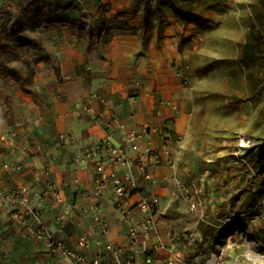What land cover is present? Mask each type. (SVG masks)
I'll return each instance as SVG.
<instances>
[{
	"label": "crops",
	"instance_id": "0c3cea01",
	"mask_svg": "<svg viewBox=\"0 0 264 264\" xmlns=\"http://www.w3.org/2000/svg\"><path fill=\"white\" fill-rule=\"evenodd\" d=\"M8 6L10 15L19 7ZM28 6L36 19L44 14L35 25L41 29L31 35L42 48H29L34 57L27 56L30 61L23 69L15 62L9 65L11 71L0 67V189L29 188L31 205L43 210L46 226L64 246L74 247L80 235L88 233L91 244L83 252L91 260L146 264L142 246L155 250L153 264H170L178 253L173 264L202 260L189 241L195 232L172 215L180 199L188 195L180 191V163L187 139L197 126L196 78L189 69L193 54L189 44L197 35L199 21L189 16L208 20L215 14L213 7L178 2L156 5L162 14L148 19L146 29L145 23L136 21L122 32L102 33L91 41L86 31L79 33L71 24L58 25L60 18L47 22L46 17L53 14L51 5H41L45 11L39 13L35 11L38 5ZM55 6L67 12L66 5ZM5 17L1 15L0 26L7 24ZM4 35L0 27L2 44ZM11 36L17 37L13 25ZM93 93L98 96L91 98ZM90 106L93 112L88 111ZM112 111L124 129L111 128L94 117ZM141 126L151 128L142 145L161 152L160 163L127 144L126 132ZM110 133L116 145L126 147L129 158L126 165L114 166L117 173L122 176L128 169L137 173L138 163L145 159L153 176L151 181L141 177L123 206L118 205L113 181L101 188V194L95 193V161L81 159ZM8 162L20 163L22 168L9 170ZM144 196L160 198L161 216L155 215L156 229L134 243L126 213L130 211L136 220L148 218L151 211L138 206ZM19 212L20 205L0 202V264L66 261L60 249L48 248L25 225ZM98 214L106 224L105 235ZM185 216L192 217V213Z\"/></svg>",
	"mask_w": 264,
	"mask_h": 264
},
{
	"label": "rangeland",
	"instance_id": "374dc122",
	"mask_svg": "<svg viewBox=\"0 0 264 264\" xmlns=\"http://www.w3.org/2000/svg\"><path fill=\"white\" fill-rule=\"evenodd\" d=\"M32 1L0 0V17L8 16L0 26L7 44L0 49L2 70L12 62L23 69L27 56L34 57L25 43L41 29L35 25L44 14L35 18L28 6ZM35 1L37 13L45 11L41 5H51L50 20H71L94 36L122 32L136 21L146 29L148 19L162 14L156 5L213 7L210 19L197 20V35L189 44L197 126L180 163L181 181L190 192L172 216L193 233L201 232L199 244H191L202 257L196 264L211 259L215 264H264V151L259 157L257 149L264 142V0ZM8 5L19 7L10 15ZM55 5H66L67 12ZM14 23L17 37L11 36ZM243 139L250 146L242 147Z\"/></svg>",
	"mask_w": 264,
	"mask_h": 264
},
{
	"label": "built area",
	"instance_id": "2783aa9c",
	"mask_svg": "<svg viewBox=\"0 0 264 264\" xmlns=\"http://www.w3.org/2000/svg\"><path fill=\"white\" fill-rule=\"evenodd\" d=\"M186 81V80H185ZM97 93H93L91 98H96ZM89 112H93V107L88 108ZM95 119L105 120L108 126L124 129V125L120 121L115 112L94 114ZM151 134V128L149 126H141L126 132V142L132 148V150L141 152L143 157H152L156 163L161 162L162 153L153 149L149 144L142 145V141ZM169 136H173V132H168ZM242 147L246 148L250 146L249 140H242ZM82 160L95 161V167L98 173L96 178V194H101V188L109 181H113L114 190L120 197L118 202L119 206L125 205V203L132 197L134 191L139 187L140 178L146 180H153V176L149 169V163L147 160H141L138 163V172L135 173L131 169H128L120 176L114 169L115 165H126L129 162L126 147L116 145L112 140L111 133L100 143L90 147L84 152L81 157ZM5 167L9 170H20L22 165L16 162L5 163ZM180 191L183 195H187L190 192V187L185 181L179 183ZM31 192L30 189L25 186H17L8 190L0 189V202L8 201L14 204H18L22 207V212L19 215L23 218V222L27 227L34 230L37 237L46 241V245L50 249L58 248L66 258V261H61V264H104L101 258L89 259L83 250L90 246L91 241L88 233H83L78 238L74 247L64 246L62 242L56 240L53 233L48 229L44 221V212L40 208H35L30 203ZM138 206L141 210L151 211V215L145 219H134L131 212L127 211L126 219L130 224V238L136 243L139 236H147L151 231L156 229L155 215L161 216V200L158 196H144L139 202ZM97 208V207H95ZM99 209V208H97ZM96 219L100 223L101 230L105 235L107 233L106 224L101 219V216L96 215ZM201 235L191 234L189 241L191 244H199L202 240ZM109 249H113L112 245H107ZM174 244L171 245V250H174ZM120 249H118L119 251ZM141 254L146 264H153L155 258V250L147 246H142ZM180 257V253L170 261L173 264L175 260ZM122 264V263H119Z\"/></svg>",
	"mask_w": 264,
	"mask_h": 264
},
{
	"label": "trees",
	"instance_id": "16d2710c",
	"mask_svg": "<svg viewBox=\"0 0 264 264\" xmlns=\"http://www.w3.org/2000/svg\"><path fill=\"white\" fill-rule=\"evenodd\" d=\"M36 3H37V2L34 1V2L31 3V4H32V5H33V4L35 5ZM189 18H190V19H195V20H200V18H199L198 16H195V15H191V16H189ZM48 20H49V18L46 17V21H47V22H49ZM56 23H57L58 25H67V24L69 25V24H71L72 26H75V24H74L71 20H59V21H57ZM15 25H16V23L13 24V27H14V28H15ZM76 30H77V32H79V33H81V32H85V29H83V28H81V27H77ZM88 35H89L90 40L92 41V40H93V37H94L93 33L88 32ZM2 45H4L5 47L7 46V44H2V43H0V49L3 47ZM25 46H29V47H40V48H42V45H41L39 42L35 41L34 39H29V40L25 43ZM0 59H1V57H0ZM0 62H1V60H0ZM1 63H2V62H1ZM9 71H11V68L9 69ZM257 149H258V156L261 157V156H262V152L264 151V142H263L262 144L258 145V146H257ZM253 151H254V149L251 148V149H249V150L247 151V154H251V152H253Z\"/></svg>",
	"mask_w": 264,
	"mask_h": 264
},
{
	"label": "bare ground",
	"instance_id": "6f19581e",
	"mask_svg": "<svg viewBox=\"0 0 264 264\" xmlns=\"http://www.w3.org/2000/svg\"><path fill=\"white\" fill-rule=\"evenodd\" d=\"M209 264H215V259H211V260L209 261Z\"/></svg>",
	"mask_w": 264,
	"mask_h": 264
}]
</instances>
